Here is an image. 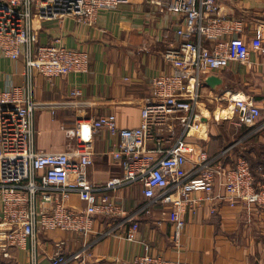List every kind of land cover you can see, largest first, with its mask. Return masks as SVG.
Segmentation results:
<instances>
[{
	"label": "built area",
	"instance_id": "obj_1",
	"mask_svg": "<svg viewBox=\"0 0 264 264\" xmlns=\"http://www.w3.org/2000/svg\"><path fill=\"white\" fill-rule=\"evenodd\" d=\"M146 1L181 19L175 30L177 47L166 50L162 59L187 77L171 73L152 78L136 128H118L114 114L78 118L72 128L63 129L67 149L60 154L44 153L34 147L35 102L31 87L9 84L0 89V260L9 259L13 249L26 250L29 242L33 249L39 232L58 230L87 236L93 233L97 217H127L112 196L93 193L88 186L86 170L93 163L92 137L101 130L118 138V148L112 156L122 169V177L111 179L106 188L140 182L143 196L164 206L161 214L172 223L174 238L185 225L182 211L192 209L200 201L193 193L204 192L209 199L216 182L232 206L239 200L247 208H264V174L256 182L243 157L231 165H217L202 154L187 171L188 160L179 141L166 150L158 149L161 157L157 159L147 150L149 142L162 144V140L156 141V135L168 129L172 119L183 128L184 136L194 129L199 134L202 122L194 108L204 74L225 70L233 62L248 64L253 52L264 68V15L250 20V37L247 18L225 13V0ZM128 3L130 0H0V56L10 60L22 56L26 75L36 69L49 80L87 73L86 51L65 47L59 36L40 45L35 24H61L71 18L90 27L100 13L115 11ZM203 40L210 46L205 47ZM76 95L77 90L70 92L71 97ZM226 102L227 113L234 116L239 112L240 122L262 116L252 97L234 96ZM137 230L138 225L132 224L127 239L134 240ZM63 245H55L48 264H67L79 258L64 256ZM28 258V264H38L34 250L29 251ZM131 264L190 263L144 255L135 257Z\"/></svg>",
	"mask_w": 264,
	"mask_h": 264
},
{
	"label": "crops",
	"instance_id": "obj_2",
	"mask_svg": "<svg viewBox=\"0 0 264 264\" xmlns=\"http://www.w3.org/2000/svg\"><path fill=\"white\" fill-rule=\"evenodd\" d=\"M224 12L231 17H246L250 29L247 36L251 37L250 20L263 17L264 0H225ZM96 19L90 27L71 18L61 24H35L40 45L59 36L65 47L86 51L87 73L49 80L36 69L26 75L22 56L18 60L0 56V89L9 84L31 87L35 102L34 147L39 151L64 152L68 140L63 129L72 128L82 117L114 114L118 128H136L140 108L149 97L151 79L171 73L187 77L162 59L166 50L177 47L179 16L159 10L146 0H130L115 11L100 13ZM202 44L210 46L206 40ZM259 62L253 52L248 64L233 62L225 70L211 73L224 80L216 91L202 80L194 108L202 122L199 134L184 136L183 128L172 119L168 129L156 135V141L160 139L162 144L157 145L154 140L148 143L147 150L157 159L161 157L158 149L166 150L179 141L188 160L187 171L202 154L217 165H231L240 156L247 160L259 182L264 174V68ZM76 90L78 95L71 97L70 92ZM234 96L252 97L262 116L243 122L237 119L239 112L230 116L226 100ZM92 145L93 163L86 170L88 186L93 193L112 196L127 217H97L93 233L87 236L58 230L39 232L33 249L31 242L26 250L13 249L10 258L0 260V264H28L32 250L38 264H48L60 242L64 243V256H79L67 264H131L135 257L144 255L190 264H264L263 207L247 208L239 200L232 206L216 182L209 199L204 192L193 193L200 201L192 209L182 211L185 225L174 238L172 223L161 214L164 206L147 200L140 182L106 188L111 179L122 177L120 163L112 156L118 148V138L101 130L93 134ZM73 202L77 206L76 199ZM134 223L138 230L134 240H129L128 231Z\"/></svg>",
	"mask_w": 264,
	"mask_h": 264
},
{
	"label": "water",
	"instance_id": "obj_3",
	"mask_svg": "<svg viewBox=\"0 0 264 264\" xmlns=\"http://www.w3.org/2000/svg\"><path fill=\"white\" fill-rule=\"evenodd\" d=\"M201 79L210 89L215 91L218 90V88L222 86L224 82L223 78L214 76L212 74H205Z\"/></svg>",
	"mask_w": 264,
	"mask_h": 264
},
{
	"label": "bare ground",
	"instance_id": "obj_4",
	"mask_svg": "<svg viewBox=\"0 0 264 264\" xmlns=\"http://www.w3.org/2000/svg\"><path fill=\"white\" fill-rule=\"evenodd\" d=\"M197 132H198V130H197V129H194V130H192L191 133H192V134H194V133L198 134Z\"/></svg>",
	"mask_w": 264,
	"mask_h": 264
},
{
	"label": "trees",
	"instance_id": "obj_5",
	"mask_svg": "<svg viewBox=\"0 0 264 264\" xmlns=\"http://www.w3.org/2000/svg\"><path fill=\"white\" fill-rule=\"evenodd\" d=\"M250 169H251V168H250ZM253 175H254V174H253ZM254 177H255V180H257L255 175H254ZM258 179H259V178H258ZM260 180H261V178H260Z\"/></svg>",
	"mask_w": 264,
	"mask_h": 264
}]
</instances>
